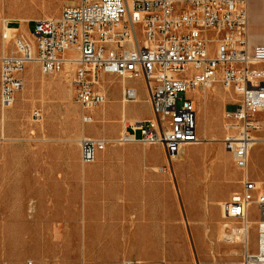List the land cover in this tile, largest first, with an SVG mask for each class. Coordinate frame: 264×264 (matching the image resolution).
I'll list each match as a JSON object with an SVG mask.
<instances>
[{"label":"rangeland","instance_id":"1","mask_svg":"<svg viewBox=\"0 0 264 264\" xmlns=\"http://www.w3.org/2000/svg\"><path fill=\"white\" fill-rule=\"evenodd\" d=\"M69 1L78 0H0V37L1 20L13 21L11 26L16 28L29 21L24 28L32 32L33 20L56 18ZM255 3V15L249 14V48L252 53L264 56L263 10L260 0ZM18 33L21 34L20 29ZM210 47H215L213 39ZM72 54L70 49L65 51L66 56ZM31 65L33 84L29 82ZM62 70L45 74L37 63L31 62L23 72V87L12 106L0 107V264H121L124 259L137 264H241L242 239L225 241L222 226L217 235L202 240L203 248H196L197 240L191 235L193 229H208L204 224L212 219L210 199L216 188L230 187L228 197L240 189L241 172L234 167L231 156V170L226 171L222 160L214 159L220 147L224 148L220 142L224 133L223 114L233 108L231 104L238 97L224 90L219 80L211 87L215 86L224 100L211 88L198 96L195 93L200 102L196 128L202 141L186 146L167 161L158 146L117 142L123 124L121 109L125 107L129 123L135 121L127 108L134 102L122 101V78L98 76L106 96L105 103L98 108L118 101L114 121L117 129L105 133L101 116L94 115L90 124L81 121L84 111L75 100L72 86L74 67L63 83H43V79L58 80L63 76ZM128 84L137 87L138 93V100L130 108L147 117L145 93L139 79L129 80ZM109 118L111 123L113 117ZM255 119L258 128L253 138L264 139V110L257 112ZM210 125L218 126V130L207 136L212 140L206 141L202 135ZM82 136L113 142L97 153L94 161L82 163L79 147ZM254 146L250 149L249 170L264 174V140ZM113 162L120 163L118 169ZM215 166L226 172L222 183L212 180ZM260 180L264 190V179ZM144 196L148 204L160 198L169 200L168 206L162 207L168 213L165 218L156 214L161 208L155 205L149 207L148 213V220L168 226L167 233L163 232L168 237L146 239L140 244L143 240L130 235L136 201ZM199 199L205 202L204 208L197 203ZM186 200L193 205L185 206ZM123 202L128 205L123 206ZM116 203L121 205L116 209L125 208L126 212L114 221L110 213ZM250 213L251 218L257 215L252 207ZM108 224L115 230L109 229ZM121 225H125L124 229ZM229 225L239 226L236 220H230ZM250 240H255L254 226ZM150 241L157 245L152 255L148 248Z\"/></svg>","mask_w":264,"mask_h":264},{"label":"built area","instance_id":"2","mask_svg":"<svg viewBox=\"0 0 264 264\" xmlns=\"http://www.w3.org/2000/svg\"><path fill=\"white\" fill-rule=\"evenodd\" d=\"M11 24L8 19L2 22L0 37L2 109L14 103L31 62L45 74L73 65L74 97L84 111V124L93 122L90 109L106 101L98 76L141 79L152 116L128 124L117 142L158 146L171 161L186 146L202 141L196 128L195 91L203 93L219 80L224 90L238 97L235 102H244V110L223 114L220 142L241 178L240 189L221 203L220 210L224 229L232 230L230 220H236L239 226L234 228L245 233L241 264H264V190L249 173L253 132L258 128L255 114L264 110V56L249 48L246 0H78L64 5L56 18L33 20V42ZM68 49L77 56H66ZM137 97L135 87H122L124 103ZM112 142L82 136L81 162L94 161ZM251 207L257 215L253 223L244 224L239 211L249 210L251 216ZM121 264L136 262L124 259Z\"/></svg>","mask_w":264,"mask_h":264},{"label":"crops","instance_id":"3","mask_svg":"<svg viewBox=\"0 0 264 264\" xmlns=\"http://www.w3.org/2000/svg\"><path fill=\"white\" fill-rule=\"evenodd\" d=\"M247 1V8H248V12L249 14H252L255 15L256 13V3L255 1L257 0H246ZM75 3V1H69L68 3L66 4H73ZM260 3H261V6H262V10H263V19H264V0H260ZM28 23L29 21L24 24L23 26H18L20 29V32H21V35L22 36H27V35H30L31 31L28 30V29H25L24 27L25 26H28ZM33 63V62H32ZM103 75V74H102ZM101 76V75H100ZM140 83H141V86L143 88V91L145 93V104H146V112L148 113V116H139L135 113V111L130 108V105L134 104L137 100H138V97L136 100H134L132 104H130L127 108H128V111H129V114H131V118L135 119V120H143V119H147V118H150L152 116V112H151V108H150V105L147 101V96H146V92H145V88H144V83L141 79H139ZM129 80H121V86H133L131 84H128ZM135 87V86H133ZM137 89V87H135ZM196 95L194 96L193 98V102H194V105H195V108L197 109L200 102H199V99L195 98ZM23 99H21L22 101ZM130 103V102H128ZM233 104V103H232ZM101 106V105H99ZM95 108V107H94ZM118 109V101L115 102L114 105H104L102 108H98V106H96L95 109H93L92 111H90V113L92 114V117H94V115H98V116H101V121L103 124V127H102V130L103 132L105 133H110V132H115V130L117 129V126L116 124L114 123V121H116V116H117V110ZM125 113H126V110H125V107L122 109L121 111V118L124 116L125 117ZM196 115H197V111H196ZM113 117L111 123H109L108 121H110V118L109 117ZM107 120V121H106ZM113 122V123H112ZM122 128V127H121ZM124 130H128V127L125 126L124 127ZM132 144V143H131ZM224 149V148H223ZM221 147H220V153L219 155L217 154V156H215L214 159H221L224 166L226 167L225 168V171L228 169V170H231V154L229 152H227L225 149L223 150ZM101 152V151H100ZM99 153V152H98ZM119 155V154H118ZM230 155V156H229ZM118 157H114L113 159H116ZM233 162V161H232ZM119 162H113L112 164L114 166H116L115 168H119L117 165H118ZM120 164V163H119ZM114 168V170H115ZM215 170V171H214ZM224 170L222 171V169H219V167H213V181L214 182H220L222 183L225 179H226V172ZM249 173H250V176L253 180L257 181H261L260 179H264V174H260V173H256L254 172V174L252 172H250L249 170ZM118 175V174H116ZM233 175V174H232ZM234 177H235V174H234ZM240 181V180H239ZM154 185H158V183H154ZM213 185V184H212ZM210 185V186H212ZM215 185V184H214ZM184 190V189H183ZM231 193V188L230 187H220V188H216V190L213 191V194L211 195V199H210V203L212 205V219L211 221L209 222L208 220L205 221V224L204 226L206 227L207 225L209 226L207 230L205 229H193L191 231V235H192V238L197 240L195 245H196V248H203V242L202 240L205 239V238H208V237H211V236H214V235H217L220 231V227L222 226L223 224V219L221 217V210H220V206L219 204L222 203L223 201H225L226 199H228L229 197V194ZM233 193V192H232ZM185 206H192L193 203H191L190 201H185ZM197 203H199V205L204 208V205H205V202L203 201V199H199L197 200ZM120 203H116L114 204L112 207L113 209V212L117 214H113V219L114 221H116V218L119 217L120 215H124L126 210L125 208L121 211V210H118L116 209L117 207H120L121 205H119ZM169 204V200L166 198V199H163V198H160V199H155L154 202H150V204H148V202L146 201L145 199V196L144 197H138L137 201H136V207H135V210H134V215H133V219H132V224L134 225V228L132 229V232H131V235L133 238H145V239H149V240H154V239H162V238H167L168 235L167 234H163L164 233H167L168 231V226L166 224H162V222L160 224L154 222V220H148V213H150V208L153 207L155 205V207H160L161 209H157L155 212L156 214L160 217V218H165L168 213L165 212L164 209H162V207H167ZM123 206L124 205H128V204H125L123 202L122 204ZM150 205V206H149ZM147 207L148 210H146V216H145V219H140L139 217H141L138 213H139V210H138V207ZM150 207V208H149ZM112 212V211H111ZM138 215V219L135 218V215ZM143 213H145L143 211ZM142 218V217H141ZM221 221H222V224H221ZM146 226V230H143V226ZM148 226V227H147ZM150 226V227H149ZM125 225H121V228L124 229ZM116 228V227H115ZM118 228V227H117ZM117 230V229H116ZM129 236V237H130ZM142 244V243H141ZM148 248H149V251H150V255H152L154 253V251L156 250L157 248V245L153 243V241H150L149 244H148ZM149 255V254H148ZM136 264H137V261H136Z\"/></svg>","mask_w":264,"mask_h":264},{"label":"bare ground","instance_id":"4","mask_svg":"<svg viewBox=\"0 0 264 264\" xmlns=\"http://www.w3.org/2000/svg\"><path fill=\"white\" fill-rule=\"evenodd\" d=\"M5 19H3V20H1L2 22L4 21ZM2 25V24H1ZM26 38L28 39V40H30V42H33V38H32V36L31 35H27L26 36ZM263 38V40L261 41V43H262V46H264V36L262 37ZM71 51H73V54L72 55H70V56H72V57H76L77 56V52L75 51V50H71ZM73 68V66L72 65H69V64H66L65 65V67H64V69L62 70V75L63 76H61L58 80H55V79H53V78H49V79H43V83H46V84H52V83H59V84H61V83H63V78H66V76L68 75V72L71 70ZM30 72H31V74H30V77H29V82L31 83V84H33V82H34V74H33V65H31V68H30ZM61 74V73H60ZM59 74V75H60ZM65 80V79H64ZM103 84V83H102ZM216 84V83H215ZM213 86V85H212ZM102 87L103 86H101L100 87V89L102 90ZM211 89H212V91L211 92H214L217 96H219L222 100H224V95L223 94H221V93H219V92H217V88L214 86V87H211ZM195 93H196V95L198 96V95H201L200 94V92L199 91H195ZM204 97V96H203ZM137 99V98H136ZM214 98H212V100H213ZM68 101H69V97H68V99H67ZM221 100V101H222ZM121 103H122V101H121ZM211 105H213V104H211ZM232 106H233V108L231 109V110H244V102H234L233 104H231ZM199 107V106H198ZM203 107V106H202ZM124 108V107H123ZM122 108V109H123ZM122 109H121V111H122ZM203 110V109H202ZM210 110V109H209ZM202 115H203V113H202ZM203 118V117H202ZM130 121H132V120H130ZM122 130H124V127L125 126H127L128 124H130L129 123V121L126 119V117H122ZM205 125V124H204ZM2 127V126H1ZM218 130V126H216V125H210L209 126V128L208 129H205V131H204V133H203V135L202 136H204V139L206 140V141H210V140H212L213 138L211 137V139H207V136L209 135V134H213L214 132H216ZM212 136V135H211ZM216 140V139H215ZM262 140H264V139H257V138H254V141H253V143H252V147L255 145V144H258V142L259 141H262ZM257 146V145H256ZM212 147V146H211ZM255 147V146H254ZM258 147V146H257ZM213 148H214V146H213ZM206 150H208V149H206ZM211 150V149H210ZM262 155V154H261ZM151 167V166H150ZM161 168V167H160ZM155 170V169H154ZM157 170V169H156ZM162 171V170H161ZM172 180V179H171ZM171 182V181H170ZM259 183V182H258ZM138 210H139V215L142 217H139L140 219H145V216H146V210H148V208L147 207H145V206H143V207H138ZM143 211L145 212V213H143ZM115 215V214H117V212L116 213H114V212H112V213H110V215L112 216V215ZM204 214V213H203ZM135 218L136 219H138V215H137V213H136V215H135ZM239 220H243V223L244 224H251L250 222H253V218H251V216H249V210H240L239 211ZM221 223H222V221H221ZM108 226V228L110 229H112V230H115L114 228V226L112 225V224H108L107 225ZM222 228H223V234H222V238H224L225 239V241H228V242H237L239 239H244V237H245V233L243 232V231H240V230H238V229H236V228H232V230H230V231H227L226 229H224V227H223V225H222ZM227 232H229V233H227ZM139 239H141V240H143V241H141L140 242V244L142 243H144V240H146L145 238H139ZM218 239H220V238H218ZM217 239V240H218ZM232 251V250H231ZM4 262V261H3Z\"/></svg>","mask_w":264,"mask_h":264}]
</instances>
